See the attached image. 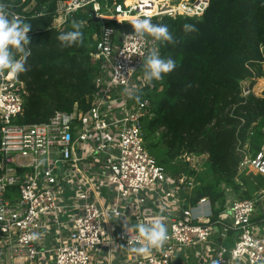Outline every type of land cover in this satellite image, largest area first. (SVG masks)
Instances as JSON below:
<instances>
[{
  "label": "built area",
  "instance_id": "1",
  "mask_svg": "<svg viewBox=\"0 0 264 264\" xmlns=\"http://www.w3.org/2000/svg\"><path fill=\"white\" fill-rule=\"evenodd\" d=\"M208 2L57 0L54 27H62L77 10H88L101 23L90 53L101 66L85 111L74 106L56 110L46 121L14 124L12 118L22 111L24 84L0 72V242L8 264H37L42 235L54 224L59 237L52 264H93V253L105 244L132 254L136 264H185L196 247L199 264H264L262 189L239 199L227 188L216 217L206 197L186 207L181 192L194 182L157 164L142 137L140 120L150 105L146 89L153 87L143 80V61L159 42L136 36L130 21L138 16H150L153 23L161 17L197 18ZM34 4L31 0L21 12L6 10L24 19ZM128 87L139 89V101L127 97ZM184 158L199 169L205 156ZM243 170L264 179V144L244 155ZM155 216L167 226V241L150 254L132 252L127 239L138 233L126 234L124 226ZM58 220L70 223L65 227ZM34 233L39 238L28 239Z\"/></svg>",
  "mask_w": 264,
  "mask_h": 264
},
{
  "label": "trees",
  "instance_id": "2",
  "mask_svg": "<svg viewBox=\"0 0 264 264\" xmlns=\"http://www.w3.org/2000/svg\"><path fill=\"white\" fill-rule=\"evenodd\" d=\"M30 1L0 0L17 12ZM56 1L35 0L25 12L23 20L32 25L27 35L31 54L29 70L17 76L25 92L21 113L12 118L14 124L38 123L56 110L76 106L85 111L90 106L93 79L101 66L90 53L101 23L93 21L88 10H77L56 28L52 24ZM208 1L197 18L159 19L176 40L175 44L159 42V53L174 59L177 67L146 89L150 105L140 124L145 148L157 164L175 177L185 174L194 182L181 192L183 205L206 197L216 217L224 207L227 188L245 199L264 186L263 177L239 171L244 155L264 144V91L256 96L251 89L264 78V0ZM73 22L84 25L83 43L64 47L57 37L72 30ZM186 23L198 31L186 34ZM20 55L15 53V58ZM246 80L250 91L244 94ZM187 154L205 155L199 169L190 167L184 158Z\"/></svg>",
  "mask_w": 264,
  "mask_h": 264
},
{
  "label": "clouds",
  "instance_id": "3",
  "mask_svg": "<svg viewBox=\"0 0 264 264\" xmlns=\"http://www.w3.org/2000/svg\"><path fill=\"white\" fill-rule=\"evenodd\" d=\"M134 34L138 37L149 36L158 42H167L175 44L176 40L169 31L166 24L153 23L150 16L140 18L139 16L130 21ZM83 23L73 22L72 30L62 32L57 39L64 47H70L73 44L83 43ZM32 25L25 22L19 16H13L6 10L3 3H0V72L7 71L10 77H17L29 69L27 65L28 56L31 51L27 46L30 44V38L27 33ZM186 34L198 31L196 26L191 23L183 25ZM15 53H20L19 58H15ZM177 67V62L168 57L164 58L158 50H152L143 61V80L146 84L154 80L163 79L164 74L172 72ZM125 94L130 99L139 101V89L125 88ZM125 233L132 231L138 233L127 239L130 250L136 254H150L153 249L161 248L168 239L167 226L160 216H155L143 222L134 225H125ZM37 234L28 237L31 240H37Z\"/></svg>",
  "mask_w": 264,
  "mask_h": 264
},
{
  "label": "crops",
  "instance_id": "4",
  "mask_svg": "<svg viewBox=\"0 0 264 264\" xmlns=\"http://www.w3.org/2000/svg\"><path fill=\"white\" fill-rule=\"evenodd\" d=\"M262 191L264 193V186ZM260 201H262V208H264V197H262ZM59 221L61 222V225L65 227L70 223L69 220H58V222ZM231 236V233H228L229 238L225 240V243L228 245L230 243L229 241H231ZM58 237L59 228L57 227V224L52 225L48 232L42 235L41 240L43 242L42 245L40 244L41 252L37 264H52L54 247L56 241H58ZM111 238L112 236H107V240H111ZM93 255V264H136L133 260L132 254L119 252V249L114 247V245L105 244L96 250ZM188 256L189 259L185 264H199L201 255L199 254L198 247L191 250ZM8 262L9 254L0 242V264H8Z\"/></svg>",
  "mask_w": 264,
  "mask_h": 264
},
{
  "label": "rangeland",
  "instance_id": "5",
  "mask_svg": "<svg viewBox=\"0 0 264 264\" xmlns=\"http://www.w3.org/2000/svg\"><path fill=\"white\" fill-rule=\"evenodd\" d=\"M263 65H264V62H263ZM248 84H249V81L246 80V81H243L242 82V86H243V91L244 89L248 88ZM252 92L256 95V96H261L263 94V91H264V78H260V79H257L255 81V83L253 84L252 86ZM205 155H203L204 157ZM244 171V170H243ZM245 172V171H244Z\"/></svg>",
  "mask_w": 264,
  "mask_h": 264
},
{
  "label": "water",
  "instance_id": "6",
  "mask_svg": "<svg viewBox=\"0 0 264 264\" xmlns=\"http://www.w3.org/2000/svg\"><path fill=\"white\" fill-rule=\"evenodd\" d=\"M43 11H44V9H43ZM91 19H92L93 21H95V22L98 21L97 18L94 16V14H91Z\"/></svg>",
  "mask_w": 264,
  "mask_h": 264
}]
</instances>
